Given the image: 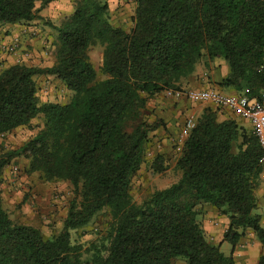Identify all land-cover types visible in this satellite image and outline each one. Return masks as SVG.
Listing matches in <instances>:
<instances>
[{
  "label": "trees",
  "instance_id": "16d2710c",
  "mask_svg": "<svg viewBox=\"0 0 264 264\" xmlns=\"http://www.w3.org/2000/svg\"><path fill=\"white\" fill-rule=\"evenodd\" d=\"M129 32L109 22L106 0H76L56 31L55 63L49 68L14 64L0 71V136L43 123L22 146L0 155L3 169L27 160L26 173L71 186L61 229L45 239L38 228L10 219L0 198V264H235L233 251L250 230L264 249L255 213L260 148L235 121L204 109L184 140L175 168L178 180L133 201L131 180L144 162L158 122L145 119L147 99L180 90L203 59L229 66L220 83L248 99L264 93V0H134ZM48 0H0V25L29 23ZM103 47V80L89 61ZM51 75L72 92L65 104L41 102L35 77ZM178 135V134H177ZM176 141V138L175 140ZM163 156L151 163L163 172ZM228 219L222 242L204 234L201 208ZM99 213L109 217L101 244L86 260L71 232ZM256 264H264V255Z\"/></svg>",
  "mask_w": 264,
  "mask_h": 264
},
{
  "label": "rangeland",
  "instance_id": "374dc122",
  "mask_svg": "<svg viewBox=\"0 0 264 264\" xmlns=\"http://www.w3.org/2000/svg\"><path fill=\"white\" fill-rule=\"evenodd\" d=\"M50 1L48 0V3ZM63 2L65 3L64 5L63 3H59L62 6V11L60 12L62 14L67 12L71 14L75 8L76 0H63ZM106 2L109 8V22L111 25L129 32L132 27V18L136 7L135 1L106 0ZM54 8L56 9V6ZM61 13L56 17V20H59L56 24H61L70 15L69 13L61 15ZM50 20L55 19L49 16L41 18L40 22L35 25L37 27L36 30H32L31 28L28 32L32 38L37 39L41 46L46 47V58L55 63L56 31L54 27L58 26H54V22ZM29 23L0 25V28L2 27L0 33L3 34L4 38L10 36L12 39L13 37H17L20 41L18 32L25 25L28 27L33 26L28 25ZM6 27L8 29L5 30L4 28ZM33 48L31 45L25 51H32ZM15 52L6 55H11ZM3 55L0 53V62L4 60L1 59ZM88 57L96 71L97 80H103L105 78L101 72L103 47L98 44L93 46L88 52ZM202 61L207 62V59L205 58ZM5 68H1L0 71ZM35 82L37 96L43 103L65 104L72 96V92L54 76L39 75L35 77ZM183 82L185 80L181 83V89L183 88ZM204 109L207 108L201 104L193 103H189L186 107H181L180 101L167 95L165 91L147 99L145 119L149 123L158 122L160 126L150 134L144 162L131 180L130 194L135 203H142L154 190L164 189L178 180L180 172L175 168V162L179 156V152L176 150L177 141H174L173 136L178 133V129L188 115L192 114L196 122ZM215 109L218 112L221 111V109ZM174 120L175 124L177 120L180 121V124L174 125V129H171L170 121ZM42 123L43 117L39 115L31 121L30 125L19 127L7 135L0 136V155L8 150H14L22 146L38 131L37 126ZM160 154L163 156V167L166 169L163 172L155 173L152 171L151 163L155 156ZM26 166L27 160L15 158L3 169L0 182L2 206L14 222L38 228L43 237L48 239L61 229L68 204L73 197L72 189L68 182H45L40 178L38 173L27 174ZM201 216H203V212ZM108 228L109 217L105 213H99L87 226L71 232V241L82 247L84 260L88 258L89 252L93 250V246L101 244L107 235ZM252 234L250 230L246 231L241 238L242 241H246L248 245H252L253 241H257L254 234ZM244 245L247 246L246 244ZM220 251L225 255H229L231 245L226 242ZM175 264L185 263L178 260Z\"/></svg>",
  "mask_w": 264,
  "mask_h": 264
},
{
  "label": "crops",
  "instance_id": "0c3cea01",
  "mask_svg": "<svg viewBox=\"0 0 264 264\" xmlns=\"http://www.w3.org/2000/svg\"><path fill=\"white\" fill-rule=\"evenodd\" d=\"M59 3H63V5L65 4L63 0H51L50 3H48L47 7L45 5L42 8H40V3L39 5L37 4L36 7L40 8L38 12V16L41 18H44L46 16L53 17V19L55 20H50V21L54 22L53 23L54 26H59L60 24H56L59 22V20H56L57 19L56 17L58 16L59 13H61L60 11H62V6L59 5ZM55 6L56 9L54 8ZM68 13L69 12L65 14L61 13V15H66ZM39 22L40 19H35L34 21L28 24L33 26L28 27L25 25L23 26V28H21V31L18 32L20 36L19 38L20 41L17 51L14 54L11 55L4 54L2 56L1 59L4 60L3 62H0V69L13 64H24L26 66L40 67V68H44V67L49 68L53 65L54 61L52 60L50 61L49 59L46 58V50H45L46 47L41 46L37 41V39L32 38L31 34H29L28 32L31 30V28L32 30H36L37 27H35V25L38 24ZM0 29H2V27ZM4 29L6 30L8 28L6 27ZM10 39H11L10 36L4 38L3 34L0 33V46L2 44L9 43V41L7 40ZM31 45L34 47L32 51L26 52L25 50H28V47H31ZM228 74H229V66L226 64L224 60L216 59L213 61L207 60V62L202 61L201 63L197 64L192 76H190L187 80H185V82H183L182 89H217L228 95L240 96L241 93L236 92L233 88L223 87L220 85V83L228 76ZM178 101H180L181 107L183 106L186 107L190 103L184 99ZM203 106L216 111V109L211 105H203ZM216 116L218 121L231 119L235 121L236 124L246 134L248 135L252 134V126L249 123V121L235 116L230 111L226 109H221L220 112L217 111ZM175 120L170 121L171 129H174V125L180 124L179 120H177V123L175 124ZM183 124L181 125V127L183 126ZM181 127L178 129V133ZM177 134L173 136L174 140L177 137ZM254 195L257 200V208L255 210V213L260 217V224L264 229V180L258 178V186L257 189L255 190ZM201 210L203 212V216L200 217V220L206 239L210 243L220 244L222 242L223 234L228 227V219L225 216L220 215L215 208L209 205H204L201 208ZM225 243L226 242L221 243L220 249L225 245ZM244 244H246L247 246H245ZM232 255L235 264H256L259 257L264 255V249H262L261 244L258 241H253L252 245H248L246 241L244 242L241 239V241L235 247Z\"/></svg>",
  "mask_w": 264,
  "mask_h": 264
},
{
  "label": "built area",
  "instance_id": "2783aa9c",
  "mask_svg": "<svg viewBox=\"0 0 264 264\" xmlns=\"http://www.w3.org/2000/svg\"><path fill=\"white\" fill-rule=\"evenodd\" d=\"M19 47L17 37L9 43L0 46V53L10 54ZM26 55V54H25ZM165 93L175 100H187L190 103L211 105L217 109H226L235 116L249 121L252 126V134L256 138L260 148L258 159L259 178L264 180V93L259 100L248 99L245 96H232L217 89H180L166 90ZM196 122L193 115H189L176 137V150L180 152L184 140L190 131L195 128Z\"/></svg>",
  "mask_w": 264,
  "mask_h": 264
}]
</instances>
